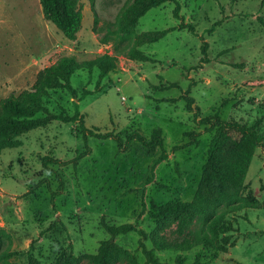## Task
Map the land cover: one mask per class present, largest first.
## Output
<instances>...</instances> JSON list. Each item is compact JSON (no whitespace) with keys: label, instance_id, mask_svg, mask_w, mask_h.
Segmentation results:
<instances>
[{"label":"rangeland","instance_id":"obj_1","mask_svg":"<svg viewBox=\"0 0 264 264\" xmlns=\"http://www.w3.org/2000/svg\"><path fill=\"white\" fill-rule=\"evenodd\" d=\"M125 1L79 0L83 18L72 42L43 19L38 0H0V100L29 90L37 73L60 57L81 63L116 55V70L101 81L97 70L72 76L77 99L54 91L45 106L52 113L72 116L76 102L85 127L113 132L123 141L133 131L148 138L160 129L168 154L152 174L159 149L150 152L133 141L120 152L110 139L88 137V155L75 166L44 169L43 157L70 162L86 151L79 126L50 122L19 137L20 147L0 153V264H26L28 255L40 264H52L69 252L80 264H90V256L108 239L101 220L149 232L153 224L145 207L192 200L214 134L202 120L211 117L214 122L217 114L222 121L251 124L264 115V0H176L151 9L131 35L169 30L158 42L138 48L154 64L130 60L132 36L108 27ZM103 38L108 44L100 43ZM168 84L175 87L153 89ZM186 97L193 99L191 111L186 110ZM259 131L264 139V121ZM190 133L198 134L196 143ZM224 213L230 231L215 240L210 226ZM159 237L177 247L202 240L225 247L209 264H264V141L238 197L210 215L197 216L188 226H171ZM139 240L136 233L116 238L125 253L115 264H134L136 256L143 264ZM197 250L185 253L187 262ZM157 255L162 262L174 263L171 253Z\"/></svg>","mask_w":264,"mask_h":264},{"label":"trees","instance_id":"obj_2","mask_svg":"<svg viewBox=\"0 0 264 264\" xmlns=\"http://www.w3.org/2000/svg\"><path fill=\"white\" fill-rule=\"evenodd\" d=\"M43 19L54 26L68 41H76L77 34L81 29L82 8L79 0H38ZM176 0H126L120 9L116 19L113 22H107L108 27L115 28L116 32L122 35H131L139 22L148 11L159 8L165 3L175 2ZM179 7L174 11L178 16ZM98 17L94 13L93 24L96 26ZM183 26V25H182ZM94 33L96 29L93 27ZM189 31L194 33L192 27ZM169 30L144 32L135 37L132 36V47L128 52L130 60L137 63H151L156 61L146 56L138 48L144 45L153 44L163 39ZM107 38L101 39L100 43L108 44ZM203 58L201 62L206 63V44L202 46ZM234 68L243 69V64H232ZM117 67L116 55L104 54L93 60L77 62L71 57H60L57 61L41 69L35 78L29 90L21 91L18 94H11L7 98L0 100V153L4 149L18 148L21 146L18 138L26 135L32 130L43 128L50 122L76 123L82 132L84 146L86 151L79 157L70 162H60L51 157H43L41 164L44 169L49 165L75 166L77 161L88 155L87 138L91 137L97 140H112L118 151H125L130 143L136 141L142 147L150 152L156 149L160 150L159 157L154 160L152 165V174L157 167L168 159V154L164 147V138L160 129L151 132L148 138L141 136L137 131L130 132L123 141L113 132L102 133L97 128H87L84 125L83 117L79 116L77 104L74 102L76 112L69 116L66 114L52 113L45 106V100L50 97L54 91H66L72 99H77V92L71 85L72 76L78 71L85 70L89 73L93 70L98 71V80L101 81L109 73L114 72ZM175 87V84L168 86L154 87L155 90H166ZM188 94V92H187ZM86 95V94H85ZM84 93L80 99L85 97ZM186 110L191 111L193 99L185 98ZM214 122L211 117L202 121L210 123V131L214 134L209 144L207 158L201 170V176L190 202L170 201L164 204H150L147 211L152 221V229L146 232L138 229L134 224H110L100 221V227L108 239L101 242L95 254L89 258L90 264H115L118 257L124 254L121 246L115 242V239L131 233L139 235L138 246L143 258V264H168L162 262L157 252L171 253L174 255L173 264H209L220 252H225L226 248L217 243L208 240H202L198 244L190 247H177L164 243L159 237L171 226H188L192 224L197 216H207L212 214L226 201L238 197L246 187V177L253 160V157L264 141L263 135L259 131L260 124L264 121V115L251 124H242L240 122L222 121L215 114ZM189 136L196 143L198 134L190 133ZM192 143L188 144L191 145ZM185 146H175L172 151L176 152ZM60 182L62 180L56 174ZM243 209V207L237 208ZM227 213L216 217L211 223L210 230L215 240L221 233H228L230 226L224 222V216ZM225 245V244H224ZM196 247L198 252L192 262H187L185 253ZM206 251V252H205ZM205 253H207L205 255ZM203 254V255H201ZM7 254L6 257H11ZM134 264H140L138 257H132ZM202 259H207L203 262ZM81 259L74 256L72 252L61 254L52 264H80ZM26 264H40L33 256L28 255Z\"/></svg>","mask_w":264,"mask_h":264},{"label":"built area","instance_id":"obj_3","mask_svg":"<svg viewBox=\"0 0 264 264\" xmlns=\"http://www.w3.org/2000/svg\"><path fill=\"white\" fill-rule=\"evenodd\" d=\"M122 100H124V98H122Z\"/></svg>","mask_w":264,"mask_h":264}]
</instances>
